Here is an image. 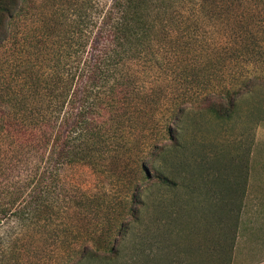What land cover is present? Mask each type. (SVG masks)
<instances>
[{
    "label": "rangeland",
    "instance_id": "rangeland-1",
    "mask_svg": "<svg viewBox=\"0 0 264 264\" xmlns=\"http://www.w3.org/2000/svg\"><path fill=\"white\" fill-rule=\"evenodd\" d=\"M28 1L38 13L54 1L71 6L81 0ZM230 2L227 10L225 0H204L200 16L191 10L182 16L176 28L188 32L185 38L175 33L173 58L188 65L155 72L169 76L160 81L161 109L135 110L119 131L107 135L112 138L106 151L75 143V162L57 166L56 192L29 211L28 228L15 237L23 243L0 252V264H74L82 255L107 257L111 247L117 256L111 264H240L226 262L234 219L222 213L233 208L219 198L225 185L219 165L228 153L233 157L226 162L238 166L255 123L264 126V0ZM23 37L0 47V91L15 84L9 66L26 55ZM182 42L187 47L180 52ZM218 95L223 104L235 98L229 116L205 107L206 101L218 103ZM183 102L187 111L169 144L166 127ZM144 166L175 184L142 182ZM122 224L128 227L124 236ZM78 264L100 263L82 258Z\"/></svg>",
    "mask_w": 264,
    "mask_h": 264
},
{
    "label": "trees",
    "instance_id": "trees-1",
    "mask_svg": "<svg viewBox=\"0 0 264 264\" xmlns=\"http://www.w3.org/2000/svg\"><path fill=\"white\" fill-rule=\"evenodd\" d=\"M225 3L228 10L232 2ZM203 7L204 0H81L71 6L54 1L37 13L28 0H0V47L24 36L26 52L18 65L9 66L15 84L0 91V228L8 229L0 232L1 253L23 243L15 237L28 228L29 211L56 192L57 166L75 162V143L106 151L112 138L107 135L119 131L135 110L161 109L160 81L168 75L155 72L188 65L173 58L172 39L177 32L186 37L187 27L176 28L182 16L189 10L200 16ZM186 47L182 42L180 52ZM220 95L214 96L218 103L204 105L218 117L229 116L235 98L230 95L223 104ZM177 107L166 127L169 144L187 111L184 102ZM144 169V183L175 184ZM141 189H135L134 202ZM120 230L124 236L128 227L122 224ZM227 248L230 263L232 244ZM114 252L111 247L107 257L82 255L74 264L82 258L111 264Z\"/></svg>",
    "mask_w": 264,
    "mask_h": 264
},
{
    "label": "crops",
    "instance_id": "crops-1",
    "mask_svg": "<svg viewBox=\"0 0 264 264\" xmlns=\"http://www.w3.org/2000/svg\"><path fill=\"white\" fill-rule=\"evenodd\" d=\"M257 123H255L256 125ZM252 128L249 143L236 161L226 162L233 154H225L219 165L224 192L219 198L228 208L223 215L233 217L228 225L233 245L230 261L240 264H264V126Z\"/></svg>",
    "mask_w": 264,
    "mask_h": 264
}]
</instances>
